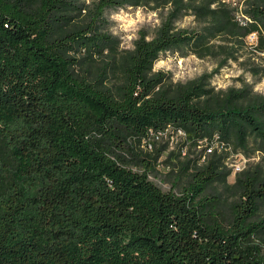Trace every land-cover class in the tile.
<instances>
[{
	"label": "trees",
	"instance_id": "16d2710c",
	"mask_svg": "<svg viewBox=\"0 0 264 264\" xmlns=\"http://www.w3.org/2000/svg\"><path fill=\"white\" fill-rule=\"evenodd\" d=\"M127 6L160 17L131 48L107 15ZM243 11L251 22L222 0H0V264H264V93L212 83L252 31L261 60L240 63L264 79V0ZM167 51L216 66L175 81L154 69ZM179 130L175 193L147 173Z\"/></svg>",
	"mask_w": 264,
	"mask_h": 264
},
{
	"label": "rangeland",
	"instance_id": "374dc122",
	"mask_svg": "<svg viewBox=\"0 0 264 264\" xmlns=\"http://www.w3.org/2000/svg\"><path fill=\"white\" fill-rule=\"evenodd\" d=\"M107 15L112 21L111 31L120 38L121 46L125 48L133 47L134 40L139 36L140 30L145 29L152 33L160 23L158 11L144 6H127L124 8L109 9ZM195 23L191 15L185 16L179 22L181 26H194ZM245 45L246 52L238 61L230 60L228 64L214 74L212 83L216 88L239 87L242 85L241 78H245L249 83H253L255 91L264 93V79L258 80L254 78L249 71L244 70L242 63H240L241 60L247 61L249 56L250 58L252 57L251 59H256L257 62L261 60L259 53L254 55L252 52L257 51L256 45H249L246 42V37ZM261 54L264 55V53ZM215 66L216 61L210 56L200 58L192 53L181 56L177 52L167 51L162 53L159 60L155 62L154 69L168 72L175 81H186L205 72H211ZM167 140L169 141L168 149L163 153L154 170L148 172L147 175L163 191L172 190L175 193H179L188 181V174L183 166L187 147L184 148L182 156L170 157L169 152L171 150H177L183 142V139L180 134L168 131L162 141L165 142ZM202 147L196 149L198 153ZM194 155L192 154L191 156ZM258 159L259 157L252 158L255 161ZM246 161L247 159L241 154L230 155L228 164L233 169L228 177L230 182H233L235 179V164L243 166ZM132 168L139 171L143 170L138 166H132ZM262 214L264 215V209H262ZM256 240L262 245L264 253V237L260 236Z\"/></svg>",
	"mask_w": 264,
	"mask_h": 264
},
{
	"label": "built area",
	"instance_id": "2783aa9c",
	"mask_svg": "<svg viewBox=\"0 0 264 264\" xmlns=\"http://www.w3.org/2000/svg\"><path fill=\"white\" fill-rule=\"evenodd\" d=\"M222 1H226V2L230 3L231 6H233L235 8L236 17L240 20L241 23L246 24V23L252 21V18L249 17L248 15H246L243 11V8L245 6V0H222ZM246 42L249 45H256V43L258 42V32L252 31V32L248 33L246 35ZM179 134L181 137L185 135L181 130H179ZM147 147L148 148L153 147L151 141H149L147 143ZM210 150L211 149L209 148L208 151H210ZM234 167H235V170L237 172V171L241 170L244 167V165L240 166L239 164H235Z\"/></svg>",
	"mask_w": 264,
	"mask_h": 264
},
{
	"label": "clouds",
	"instance_id": "9594fccd",
	"mask_svg": "<svg viewBox=\"0 0 264 264\" xmlns=\"http://www.w3.org/2000/svg\"><path fill=\"white\" fill-rule=\"evenodd\" d=\"M157 67H159V65H157Z\"/></svg>",
	"mask_w": 264,
	"mask_h": 264
}]
</instances>
